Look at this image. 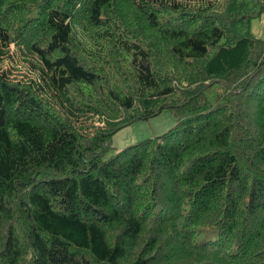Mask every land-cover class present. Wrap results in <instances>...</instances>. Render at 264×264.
Wrapping results in <instances>:
<instances>
[{"label":"trees","instance_id":"16d2710c","mask_svg":"<svg viewBox=\"0 0 264 264\" xmlns=\"http://www.w3.org/2000/svg\"><path fill=\"white\" fill-rule=\"evenodd\" d=\"M263 13L0 0V264H264ZM166 109L171 129L105 160Z\"/></svg>","mask_w":264,"mask_h":264},{"label":"rangeland","instance_id":"374dc122","mask_svg":"<svg viewBox=\"0 0 264 264\" xmlns=\"http://www.w3.org/2000/svg\"><path fill=\"white\" fill-rule=\"evenodd\" d=\"M250 31L254 36L264 39V13L256 18L252 24ZM218 92V86L214 85L210 87L206 92V97L210 103L214 102V97ZM175 124L172 113L169 110H163L157 117H154L147 121L135 122L120 131H118L111 139V151L106 155L105 160L109 159L112 155L118 151L126 148L129 145H133L144 139L153 138L159 136ZM217 237L215 230H209L205 228H199V234L197 236V242H203L205 240H212Z\"/></svg>","mask_w":264,"mask_h":264}]
</instances>
